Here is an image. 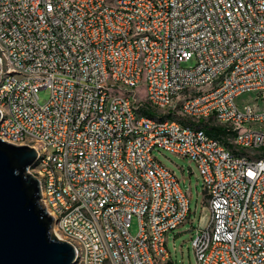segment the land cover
<instances>
[{
	"label": "built area",
	"instance_id": "built-area-1",
	"mask_svg": "<svg viewBox=\"0 0 264 264\" xmlns=\"http://www.w3.org/2000/svg\"><path fill=\"white\" fill-rule=\"evenodd\" d=\"M247 92L264 99V0H0V139L35 151L26 171L74 264L165 258L189 199L153 149L197 169L194 264H264V110L236 105Z\"/></svg>",
	"mask_w": 264,
	"mask_h": 264
},
{
	"label": "water",
	"instance_id": "water-1",
	"mask_svg": "<svg viewBox=\"0 0 264 264\" xmlns=\"http://www.w3.org/2000/svg\"><path fill=\"white\" fill-rule=\"evenodd\" d=\"M34 158L32 147L0 139V264H74L72 246L51 232L37 180L26 171Z\"/></svg>",
	"mask_w": 264,
	"mask_h": 264
},
{
	"label": "rangeland",
	"instance_id": "rangeland-1",
	"mask_svg": "<svg viewBox=\"0 0 264 264\" xmlns=\"http://www.w3.org/2000/svg\"><path fill=\"white\" fill-rule=\"evenodd\" d=\"M188 64H191V62H187L183 65L186 66ZM47 96V90L41 89L37 92V101L39 103H43ZM254 98L255 94L253 92L243 93L235 99V103L238 107H241V105L245 103H253L256 110H264V99L255 100ZM151 155L174 173V176L177 179L181 189L184 190L188 196V218L181 227L182 232L176 236L174 240L175 250H172L171 244H169V251L175 264H194L189 240V237L192 233L191 228H196L198 225H204L205 223H203L202 218L204 219V217H206L207 219L208 217V210L203 201L204 197L201 190L200 178L197 169L192 162L184 158L171 155L161 149L151 150ZM128 231L131 235L136 232V223L134 218H132L130 222ZM172 231H169L168 233Z\"/></svg>",
	"mask_w": 264,
	"mask_h": 264
},
{
	"label": "trees",
	"instance_id": "trees-1",
	"mask_svg": "<svg viewBox=\"0 0 264 264\" xmlns=\"http://www.w3.org/2000/svg\"><path fill=\"white\" fill-rule=\"evenodd\" d=\"M145 115L153 116V114L147 110L143 111ZM168 117L167 115L162 116L161 118ZM182 125L190 124V122L183 120L182 118L177 119ZM193 124V123H192ZM194 127L201 129L206 135L219 140L222 145L235 151L230 143V139L233 136V133L230 132L226 127L221 126L219 124H215L211 121V118L207 120L198 119Z\"/></svg>",
	"mask_w": 264,
	"mask_h": 264
},
{
	"label": "crops",
	"instance_id": "crops-1",
	"mask_svg": "<svg viewBox=\"0 0 264 264\" xmlns=\"http://www.w3.org/2000/svg\"><path fill=\"white\" fill-rule=\"evenodd\" d=\"M198 219H199V217H198ZM204 219H206V217H204ZM204 219L202 218L203 222H204ZM184 222L182 224H180L179 226H177L176 229H174L172 232L167 233L165 235L164 243H165V248H166L167 254H166L165 258H163L160 262H157V264H175L174 260L172 259L171 253L169 251V244H171V249L175 250L174 249V240H175L176 236H178L182 232L181 227L184 224Z\"/></svg>",
	"mask_w": 264,
	"mask_h": 264
},
{
	"label": "bare ground",
	"instance_id": "bare-ground-1",
	"mask_svg": "<svg viewBox=\"0 0 264 264\" xmlns=\"http://www.w3.org/2000/svg\"><path fill=\"white\" fill-rule=\"evenodd\" d=\"M55 237H56V235L55 234H53ZM57 238V237H56Z\"/></svg>",
	"mask_w": 264,
	"mask_h": 264
}]
</instances>
